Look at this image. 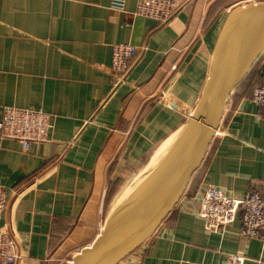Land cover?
Segmentation results:
<instances>
[{"label":"crops","instance_id":"crops-1","mask_svg":"<svg viewBox=\"0 0 264 264\" xmlns=\"http://www.w3.org/2000/svg\"><path fill=\"white\" fill-rule=\"evenodd\" d=\"M111 1L0 0V119L12 106L45 111L52 122L49 140L28 150L0 135V184L9 197L2 223L17 240L16 264H68L96 240L119 201L120 189L110 186L139 173L148 153L194 111L229 12L264 2L176 0L175 16L161 25L134 15L136 0L124 11ZM196 39L206 52L203 82L193 86L199 99L175 110L157 100L161 67ZM116 43L141 50L117 87ZM263 82L264 55L231 93L178 204L118 264H226L229 253L243 254V264H264V240L244 236L239 219L210 232L198 214L208 186L237 197L264 188V104L252 99L253 86Z\"/></svg>","mask_w":264,"mask_h":264},{"label":"water","instance_id":"water-1","mask_svg":"<svg viewBox=\"0 0 264 264\" xmlns=\"http://www.w3.org/2000/svg\"><path fill=\"white\" fill-rule=\"evenodd\" d=\"M263 55L264 2L233 8L194 111L157 165L115 206L96 240L68 264H118L156 231L201 166L231 93Z\"/></svg>","mask_w":264,"mask_h":264},{"label":"built area","instance_id":"built-area-1","mask_svg":"<svg viewBox=\"0 0 264 264\" xmlns=\"http://www.w3.org/2000/svg\"><path fill=\"white\" fill-rule=\"evenodd\" d=\"M126 1L112 0L111 6L124 11ZM175 1L136 0L133 13L161 25L166 24L178 10L179 5ZM140 52L139 47L128 43L112 46L111 72L116 87L125 81ZM252 99L264 104V84L253 87ZM51 128V115L42 110L6 106L0 119L1 137L15 139L25 150L34 143L48 141ZM8 201L7 190L0 184V264H16L20 257L16 238L2 223ZM198 214L210 232H221L239 219L244 236L264 240V188L248 190L237 197L219 187L208 186L200 199ZM245 260L241 253H229L226 264H243Z\"/></svg>","mask_w":264,"mask_h":264},{"label":"rangeland","instance_id":"rangeland-1","mask_svg":"<svg viewBox=\"0 0 264 264\" xmlns=\"http://www.w3.org/2000/svg\"><path fill=\"white\" fill-rule=\"evenodd\" d=\"M201 46L202 45L199 40L196 39V41L193 42L189 49H179L172 51L171 63L169 65H164L161 67V81H159L161 83V86L159 87L160 89L157 92V100L161 101L163 99L165 102L169 103L175 110H180L181 106L187 104L188 102L190 103V109L195 105V100L197 99L198 101L199 96L198 98L196 97L193 99L197 91L193 90V86L195 85L199 87V85L203 82V72L206 68V65L204 63L206 52L204 50V47ZM199 93H202V90ZM179 132L180 131H176L175 133H172L171 136L173 135L175 137V134H178ZM154 149L157 151L158 146L154 147ZM155 150L148 153V155L146 156L147 160L145 158V162L139 169V173L138 171L135 173V176H138L137 179H139L141 174H143V171L147 169L151 158L156 152ZM127 175L128 173H126V175L124 173V176L122 175L121 177L117 178L115 182L110 186L111 192H115L117 191V189H120L119 196L117 197L118 200L121 198L124 192L123 190L129 188L131 186V182L135 178V176L128 177Z\"/></svg>","mask_w":264,"mask_h":264},{"label":"bare ground","instance_id":"bare-ground-1","mask_svg":"<svg viewBox=\"0 0 264 264\" xmlns=\"http://www.w3.org/2000/svg\"><path fill=\"white\" fill-rule=\"evenodd\" d=\"M176 136L174 137H172V138H170V139H166L165 141V143H163L162 145H161V147H159L158 148V150L154 153V156L151 158V160H150V162H149V164H148V167H147V169L145 170V171H143V174H141V176H140V178L139 179H137V177H135L134 179H133V181L131 182V186L129 187V188H126V190H124V192H123V194H122V196H121V198L119 199L120 201V203L122 202V201H124L129 195H130V193L137 187V185L143 180V178L147 175V173L153 168V167H155L156 165H157V163L160 161V159L162 158V156L164 155V153L168 150V148L171 146V144L173 143V141L175 140V138L177 137V134H175ZM137 179V180H136ZM134 180H136V181H134ZM118 202V201H117ZM118 202V203H119ZM111 214V213H110ZM109 217V216H108Z\"/></svg>","mask_w":264,"mask_h":264},{"label":"trees","instance_id":"trees-1","mask_svg":"<svg viewBox=\"0 0 264 264\" xmlns=\"http://www.w3.org/2000/svg\"><path fill=\"white\" fill-rule=\"evenodd\" d=\"M263 83H264V82H263ZM263 83H258V84H263ZM258 84H256V85H258ZM254 86H255V85H254ZM254 86H253V87H254Z\"/></svg>","mask_w":264,"mask_h":264}]
</instances>
